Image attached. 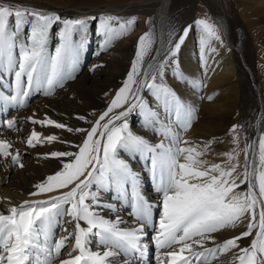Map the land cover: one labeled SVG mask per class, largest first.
Returning <instances> with one entry per match:
<instances>
[{
	"label": "snow or ice",
	"instance_id": "6c2138e0",
	"mask_svg": "<svg viewBox=\"0 0 264 264\" xmlns=\"http://www.w3.org/2000/svg\"><path fill=\"white\" fill-rule=\"evenodd\" d=\"M89 20L99 25L101 50L135 24L134 17L64 18L21 0H0V115L9 130L19 131L18 125L24 123L9 117L10 110L23 109L37 94L51 96L77 78L89 43ZM197 29L205 46L210 39H221L215 26L196 20L182 30L179 42L162 59L149 65L152 71L143 73L149 37H139L130 69L108 107L92 118L76 117L89 127L69 126L48 114L28 117L33 126L79 134V141L35 130L28 136V148L53 142L67 147L43 156L56 168L28 195L46 199L25 200L9 207L7 214L0 213V264H53L55 260L59 264H150L145 260L150 244L155 264H213L229 252L230 264H264V132L258 139V153L255 142L246 143L242 173L237 172L240 162L234 152L228 154L230 166H206L198 158L211 142L200 149L183 138L193 124L195 109L165 83L166 69L176 63L185 37ZM174 75L184 80L183 73L174 71ZM133 114L142 118L146 131L160 138L158 142L133 131L129 123ZM241 127L231 129L237 145ZM12 149L9 140L0 139V163L23 168L22 154ZM133 160L147 166L158 202L142 192L144 170L137 172ZM243 184L246 191H236ZM65 217L74 226L71 232L61 224ZM241 224L246 230L217 243L213 234ZM56 228L67 234L54 239ZM253 234L250 243L242 245Z\"/></svg>",
	"mask_w": 264,
	"mask_h": 264
},
{
	"label": "bare ground",
	"instance_id": "6f19581e",
	"mask_svg": "<svg viewBox=\"0 0 264 264\" xmlns=\"http://www.w3.org/2000/svg\"><path fill=\"white\" fill-rule=\"evenodd\" d=\"M169 1L170 0L152 1L155 3H160V9L158 11L157 17L158 31L156 34H154L153 32L148 33L150 43L149 41H146V44L148 45L149 50L145 55L141 65L142 73L144 71H152V68H150L149 65L154 66L156 61L162 59V56L164 55L166 49L167 29V17L165 16V13L167 12ZM51 4L57 7H62L74 11L75 9H80L81 6L87 7V5H92V2L90 0H51ZM218 24L222 32L224 33L227 45L232 47V45L229 44L230 41L228 40L229 32H226L227 25L226 29L224 30L222 22L220 21ZM98 29L99 25L89 20L87 31L89 43L87 44L83 57L84 61L77 69L76 77L78 78V76L83 73L82 71L87 69L84 74H82L76 80L74 79L68 81L65 88L57 89L56 92L51 96L45 97L43 94H37L31 98V100L28 102V105L23 109H20L18 111L10 110L7 113L9 117L14 118L18 122H24L18 125L19 131L9 130L6 126L4 116L0 115L3 119V130L0 131V139H7L13 144L12 150H18L22 154L24 164L23 168H20L19 166H9L7 169V167H5L7 161H5L6 163L3 164V167H5L7 171L3 173L0 169V213L7 214V209L9 207L22 204L25 200H38L47 198L30 197L28 194L34 190V185L36 183L46 178L47 175L52 174L54 169L56 168V165L50 159L45 160L43 156L53 150H62L67 146L59 142H53L52 144H42L37 145L35 148H28L26 146V140L33 130L37 131L41 135H57L61 140L70 139L74 142L79 141V134L68 133L64 130L54 129L52 127H41L39 125L33 126L30 122H28V117L32 116L35 113L36 117L43 118L44 114H48L51 118L59 122L66 123L69 126L85 128L89 127L88 124L77 119L76 117L78 115H84L88 118H92L93 113L98 116L108 107L113 94L123 84L126 78V73L130 69V62L134 59L133 54L135 52V49L132 48V45L128 44L129 41L121 43L120 46L116 49H123L124 51H128L131 56L127 61L126 66L124 67L123 73L121 75H116L114 72L109 70L110 65L112 64V59L110 58L111 54L107 53L108 48L107 50H101L100 48L101 39L98 35ZM126 39H128V37ZM215 46L218 49H225L221 41H217V43H215ZM233 48L235 49V47ZM116 50L114 49V51ZM207 60L209 61V72H211L213 75L218 76L221 80V74L225 72L222 56L215 53L211 58H207ZM97 65L101 66L97 67ZM192 66L194 65L190 61L186 68L183 67L184 72L188 74L187 76H190L191 79L194 78V80H201L205 85L208 77L201 76V74L199 75L195 73V68H193L194 73H192ZM90 72L94 73L92 75H89ZM209 72L207 73L209 74ZM231 72L232 69H230L229 73ZM168 81L171 84H174V89H176V91L185 98L188 104L195 107L196 102L194 100L196 97L194 96L196 95L192 92V90L189 91L190 88L186 79H184L183 81L180 80V82H178V79H176L174 75L173 78L168 79ZM185 81H187V85L185 84ZM220 84L221 83H217L216 85L214 84V88L208 87L206 89V92L204 90L205 95L214 98L215 101L224 98L225 95L221 92V89L219 87ZM68 85H70V89L66 88ZM78 87H80L79 91L77 90ZM208 97H205V100ZM217 103L219 105H217L214 110L208 112L207 118L204 119V122L198 123L196 128L190 127L188 131L183 134V138L190 140L191 146L193 147L198 146V148L202 149L204 148L205 143L209 141L211 142L210 147L205 152V155L198 158L201 161H205L206 166L216 161H218L219 164L226 165V162H228V154L233 152L236 154L239 162H241V155H243L241 146L239 147V145L235 144L233 140L231 142H228L227 139L222 137L226 133V130L223 128L227 126L225 118L228 117L231 113L230 110L226 108V105L222 104V100ZM23 112L27 113L28 116L22 117ZM129 123L130 127H132L133 131H135L136 133L146 135L148 139L153 143L159 141V137H153L150 131H146L145 128L142 127L143 120L139 115L133 114L132 116H130ZM219 155H221V157ZM139 162L140 161L138 160H133L132 164L137 172H141L142 169L144 170L140 177V187L142 189V192L146 194L147 197L153 198V200L158 202V200H156L158 194L154 191L155 182L149 176V173L145 168L146 165L144 163H140V165H138ZM227 166L230 165L227 164ZM239 168L240 165L237 167V172L240 173ZM16 170H23L24 172H19L16 174ZM246 189L247 184H243L240 186V188H237L236 191H246ZM108 198H110V194ZM67 220V217L62 219V226L66 227L67 229L73 230V224L67 223ZM242 230H246V226L243 224L239 225L237 228H228L222 230L217 236V243H222L224 239L231 238L232 236L239 234ZM55 231H58L59 235H57L56 237L54 235V239H58L60 237V233L62 234L63 232L61 231V228H56L54 229V233ZM149 232L150 234L154 235V233L151 231V227L149 228ZM253 238L254 234L252 237L244 239L241 242L242 245H248ZM72 243H74V240ZM149 247L151 249L150 253L153 252V245L150 244ZM67 251H71V246L67 249ZM67 251L62 250V256L64 258H67ZM150 253L147 257H145V260H150ZM226 257H228L231 261L232 252L221 254L218 260L213 261V264H227L225 262Z\"/></svg>",
	"mask_w": 264,
	"mask_h": 264
},
{
	"label": "rangeland",
	"instance_id": "374dc122",
	"mask_svg": "<svg viewBox=\"0 0 264 264\" xmlns=\"http://www.w3.org/2000/svg\"><path fill=\"white\" fill-rule=\"evenodd\" d=\"M90 1L92 5H87V7L81 6L80 9H75L74 11L52 5L51 0H21V3L24 5L36 6L45 11L58 12L64 18L113 15L122 20H127L134 17L135 24L127 33L128 36L125 34L116 37L108 47L107 53L111 54L110 58L112 59L109 70L116 75H121L131 56L128 51L116 49L121 43L129 41L128 44L132 45V48L136 51V44L138 43L139 37L150 32L154 34L157 33V17L160 3L152 2L153 0ZM165 14L167 17L166 49L162 58L168 52L169 48L174 47L175 43L179 42V38L183 34L182 30L188 25H193L196 20H206L218 30V34L221 38L220 41L225 49H218L215 46L217 41L211 39L209 40L208 46H205L201 43L202 32L199 29L195 32L190 31L188 36L185 37L184 43L181 45V49L177 54L176 63L166 69L165 83L174 88V84H171L168 79L173 78L174 71H179L184 74V79L188 81L189 91L192 90L196 95L194 96L196 97L194 100L196 104L191 128H196L198 123L204 122L208 112L214 110L216 106L219 105L217 102L222 100V104L226 105V108L229 109L231 113L225 118L227 126L223 128L226 130V133L222 137L227 139L228 142H231L233 140V133L231 132L232 126H242L239 129V147L241 146L243 153V155H241L242 160L240 162L239 171L242 173L244 161L243 150L246 143L252 144L255 142L258 153V139L262 132H264V0H170ZM220 21L223 24L224 30L227 25V30L229 31L226 30V32H229L228 40L230 41L228 42L232 47L226 43L224 33L218 24ZM113 26L118 27V25ZM127 37L128 39H126ZM233 47H235V49ZM114 49L116 51H114ZM215 53L220 54L224 61L225 72L221 74V80L218 76L209 72L208 69L209 61L207 58H211ZM84 54L85 52L82 54L81 64L84 61ZM242 58L252 71L255 84L248 70L245 69ZM190 61L194 65L191 67L192 73L195 72L199 75L201 74V76L208 77L205 85L201 80L191 79V77H188V74L184 72L183 67L186 68ZM193 68H195V71ZM230 69H232L231 73H229ZM86 70L82 71V74H84ZM207 72H209V74ZM93 73L90 72L89 75ZM82 74H80L78 78ZM193 81H195V89L193 88ZM178 82H180V80H178ZM217 83H221L219 87L225 96L215 101L212 97L209 99V97L205 95V92L208 87L214 88V84L216 85ZM66 88L70 89V85ZM77 90L79 91L80 87H78ZM205 97L208 98L205 100ZM22 115V117L28 116L27 113L24 112ZM0 122H3L1 116ZM219 156L221 157V155ZM249 158H252V149H249ZM5 163L6 162L0 163V169L3 173L8 169V167L7 169L3 167ZM140 163L143 162L140 161L138 165H140ZM214 163L219 162L216 161ZM232 163H235V161H232ZM227 164L228 162H226V166ZM145 168L147 170V166ZM19 172L24 171H15L16 174ZM149 176L151 177L150 173ZM256 176H258V171L252 176L253 182H255ZM68 231L70 232L72 230L68 229ZM66 234L67 233L63 232L62 234L60 233V236ZM218 234L219 233L213 235L217 237ZM57 235H59V232L55 231V237ZM72 242L73 240L71 243ZM69 247L70 245L68 248ZM149 259L151 260L150 264H155L154 250L150 253ZM225 262L230 264V259L226 257ZM53 264H59L58 260L53 261Z\"/></svg>",
	"mask_w": 264,
	"mask_h": 264
},
{
	"label": "water",
	"instance_id": "95a60500",
	"mask_svg": "<svg viewBox=\"0 0 264 264\" xmlns=\"http://www.w3.org/2000/svg\"><path fill=\"white\" fill-rule=\"evenodd\" d=\"M242 61H243V65H244L245 69L248 70V72H249V74H250V76H251V78H252V81H253V83L255 84V82H254V76H253L252 71L248 68V66L246 65V63H245V61H244L243 58H242Z\"/></svg>",
	"mask_w": 264,
	"mask_h": 264
}]
</instances>
